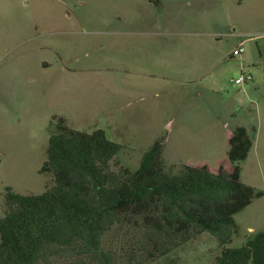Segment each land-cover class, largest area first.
<instances>
[{
    "label": "rangeland",
    "instance_id": "obj_1",
    "mask_svg": "<svg viewBox=\"0 0 264 264\" xmlns=\"http://www.w3.org/2000/svg\"><path fill=\"white\" fill-rule=\"evenodd\" d=\"M243 73L252 81L235 86ZM54 118L103 130L132 171L158 144L176 179L217 166L227 132L244 127L254 143L241 177L261 197L235 215L226 248L243 246L264 231V0H0V218L6 188L52 185L40 170ZM105 244L118 248L117 233ZM220 254L205 233L149 264Z\"/></svg>",
    "mask_w": 264,
    "mask_h": 264
},
{
    "label": "trees",
    "instance_id": "obj_2",
    "mask_svg": "<svg viewBox=\"0 0 264 264\" xmlns=\"http://www.w3.org/2000/svg\"><path fill=\"white\" fill-rule=\"evenodd\" d=\"M51 125L40 173L52 185L40 195L6 188L0 264H149L205 233L221 249L216 264H264V231L226 248L235 215L261 197L241 177L254 143L244 127L227 132L217 166L188 164L176 179L163 174L158 144L132 171L103 130L77 131L62 118ZM116 233L119 247L106 245Z\"/></svg>",
    "mask_w": 264,
    "mask_h": 264
},
{
    "label": "built area",
    "instance_id": "obj_3",
    "mask_svg": "<svg viewBox=\"0 0 264 264\" xmlns=\"http://www.w3.org/2000/svg\"><path fill=\"white\" fill-rule=\"evenodd\" d=\"M243 53V48L240 47L236 50L235 55L238 56ZM252 81V76L250 74L243 73L236 81L235 86H242L243 84Z\"/></svg>",
    "mask_w": 264,
    "mask_h": 264
},
{
    "label": "flooded vegetation",
    "instance_id": "obj_4",
    "mask_svg": "<svg viewBox=\"0 0 264 264\" xmlns=\"http://www.w3.org/2000/svg\"><path fill=\"white\" fill-rule=\"evenodd\" d=\"M152 2V1H151Z\"/></svg>",
    "mask_w": 264,
    "mask_h": 264
}]
</instances>
